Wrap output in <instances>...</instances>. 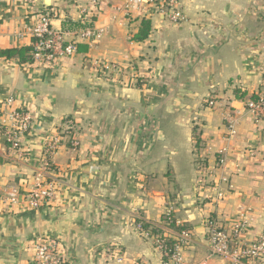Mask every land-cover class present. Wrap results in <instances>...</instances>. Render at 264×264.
Returning a JSON list of instances; mask_svg holds the SVG:
<instances>
[{
  "label": "crops",
  "instance_id": "0c3cea01",
  "mask_svg": "<svg viewBox=\"0 0 264 264\" xmlns=\"http://www.w3.org/2000/svg\"><path fill=\"white\" fill-rule=\"evenodd\" d=\"M161 1L0 0V48L28 45L40 13L53 15L55 29L81 21L101 30L80 42L86 52L53 63L0 58V104L11 95L32 116L20 151L0 132V264H26L38 235L55 237L70 264H113L114 249L126 264H160L134 222L159 220L168 202L190 227L184 264H224L207 258L208 215L227 230L244 223L245 238L264 230V120L243 107L264 65L260 11L251 0H180L183 19L172 22L158 12ZM143 17L148 37L131 40ZM110 64L117 68H101ZM207 95L214 105L202 108ZM66 117L78 145L64 134L52 157L56 198L36 209L3 201L33 186L44 141Z\"/></svg>",
  "mask_w": 264,
  "mask_h": 264
},
{
  "label": "built area",
  "instance_id": "2783aa9c",
  "mask_svg": "<svg viewBox=\"0 0 264 264\" xmlns=\"http://www.w3.org/2000/svg\"><path fill=\"white\" fill-rule=\"evenodd\" d=\"M77 4L91 2L98 5L103 0H74ZM180 0H162L158 4V12L169 21L176 22L183 19L179 7ZM49 13L38 14L36 24L30 30L31 36L38 38L34 43L33 61L42 64L56 62L61 57H70L76 54L77 42H88L92 37H100L101 30L94 31L91 27L79 21L72 27L55 29L52 27ZM97 62V61H96ZM98 65V63H94ZM103 70H114L116 64L104 65ZM254 96L247 97L243 101L245 111L254 121L264 120V65L261 68ZM208 106L214 105V100L209 97ZM32 116L29 110L14 104V98L9 95L0 104V132L3 134L9 149L20 151L22 140L31 125ZM62 130L54 136L45 139L38 171L34 176L33 186L25 193L17 189L7 195L3 201L17 204L24 201L26 207L36 209L43 204H48L56 198L57 190V167L53 162V155L60 146L62 135H66L70 144L75 147L78 140L74 137V121L71 117L64 119ZM230 134L235 133L234 127L229 128ZM223 159L220 160V164ZM225 184L228 182L226 176L219 179ZM223 191L218 190L213 201L222 197ZM211 202V199H210ZM149 222L148 227L142 225ZM182 221L175 217L174 207L171 202L165 204L156 221H143L139 218L134 222V228L144 238L150 239L158 253L160 264H184L182 251L190 238L188 228L175 229ZM205 239L207 241V258L216 257L224 264H264V230L252 238L243 237L244 223H237L230 230L223 228L211 215L204 219ZM165 237H171L176 241L174 249L168 250ZM113 264H126L125 256L119 249L111 252ZM26 264H70L64 255L59 241L51 235H38L30 245V257ZM134 264H149L143 260H136ZM197 264H206L200 261Z\"/></svg>",
  "mask_w": 264,
  "mask_h": 264
},
{
  "label": "trees",
  "instance_id": "16d2710c",
  "mask_svg": "<svg viewBox=\"0 0 264 264\" xmlns=\"http://www.w3.org/2000/svg\"><path fill=\"white\" fill-rule=\"evenodd\" d=\"M63 27H72L74 25H77V23L72 22V21H65L63 22ZM151 31V20L149 18H141L139 22V26L137 28V31L131 35V40L140 42L144 41L149 33ZM38 38L31 36L30 43L28 45L20 46V47H8V48H0V58L2 59H17L18 62L21 65L24 64H29L33 62V57L32 54L34 52V43ZM87 51V46L86 44L77 42L76 43V52H86ZM233 93L235 97L242 98L246 95L245 91L240 90L239 88H234ZM253 95H250L248 97H251ZM193 140L195 141V146L197 147L199 144V138L195 134V131L193 130L192 132ZM5 160L4 158L0 155V164L3 163ZM138 219H135V222H137ZM175 229H180V228H188L190 230L189 225L186 222H182L181 225L175 226L174 223H171ZM142 225L144 227H148L150 225L149 222H143ZM174 243H176L175 240H173L171 237H165V244L168 248V250L172 251L174 249Z\"/></svg>",
  "mask_w": 264,
  "mask_h": 264
},
{
  "label": "rangeland",
  "instance_id": "374dc122",
  "mask_svg": "<svg viewBox=\"0 0 264 264\" xmlns=\"http://www.w3.org/2000/svg\"><path fill=\"white\" fill-rule=\"evenodd\" d=\"M256 5H258V7L256 8ZM249 9L250 10H255L256 12H258V11H260L259 12V16H258V19L260 20V21H264V14H262L263 12H264V0H251V1H249ZM254 11V12H255ZM209 95H207V96H202L201 97V99H200V104H201V106H202V108H205V107H207L208 105H207V100L209 99ZM190 118V117H189ZM197 120V119H196ZM193 121H195V120H193L192 118H190L189 119V123L191 124ZM197 127L198 128V125H194L193 124V128H192V130L194 129V127ZM197 130H195V134L197 135Z\"/></svg>",
  "mask_w": 264,
  "mask_h": 264
}]
</instances>
